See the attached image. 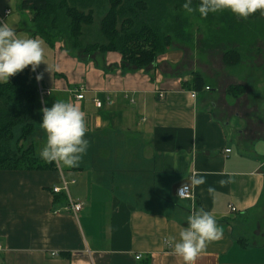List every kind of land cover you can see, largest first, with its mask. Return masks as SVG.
<instances>
[{
    "label": "crops",
    "instance_id": "0c3cea01",
    "mask_svg": "<svg viewBox=\"0 0 264 264\" xmlns=\"http://www.w3.org/2000/svg\"><path fill=\"white\" fill-rule=\"evenodd\" d=\"M21 1L0 0V16L11 11L0 23L41 41L45 64L34 73L50 95L36 129L43 133L42 108L74 103L88 149L74 168L0 171V264H183L168 238H178L197 209L215 217L221 237L194 264H264V108L247 99L253 90L238 98L227 88L194 91L192 72L174 70L185 56L179 48L142 70L126 69L117 52L81 58L36 34ZM79 88L83 100L74 96ZM20 135L21 128L14 148ZM28 140L20 145L35 150ZM194 175L204 183L178 198Z\"/></svg>",
    "mask_w": 264,
    "mask_h": 264
},
{
    "label": "trees",
    "instance_id": "16d2710c",
    "mask_svg": "<svg viewBox=\"0 0 264 264\" xmlns=\"http://www.w3.org/2000/svg\"><path fill=\"white\" fill-rule=\"evenodd\" d=\"M186 0H22L20 9L32 14L31 22L36 34L50 45L52 30L68 34L69 38L82 35L83 28L93 22L94 10L103 11L100 34L105 42L93 44L90 50L105 54L117 52L122 56L128 70H142L156 64L159 56L166 53L172 44V34L178 40L184 38L180 29L182 20L175 16L174 28L165 26L170 9H182ZM200 0H191L196 8ZM259 12L249 16L256 18ZM226 19H230L226 15ZM50 22V23H48ZM48 27V28H47ZM51 29V30H50ZM64 39H59L63 41ZM65 43V42H64ZM71 48H84L80 43H72ZM22 70L7 83H0V171L47 170L54 163L45 162L35 156L34 147L25 143L36 130V113L42 98L34 71ZM187 86V85H186ZM206 88L204 77L193 73L191 89L201 92ZM210 88V86H208ZM243 88H230V95L238 98ZM19 126L21 135L14 141V129Z\"/></svg>",
    "mask_w": 264,
    "mask_h": 264
},
{
    "label": "rangeland",
    "instance_id": "374dc122",
    "mask_svg": "<svg viewBox=\"0 0 264 264\" xmlns=\"http://www.w3.org/2000/svg\"><path fill=\"white\" fill-rule=\"evenodd\" d=\"M196 8H193L191 14L183 8L170 9L167 20L162 21L163 25L174 28L175 16L182 20L180 29L184 30V38L178 40L173 33L172 44L168 49L172 51L179 48L185 54L183 62L174 70H185V72H192L190 73L192 75L195 72L200 73L207 79V84L213 88L212 93L216 92L217 88L223 90L227 88L228 94H230V88H243V95H246L250 87L253 93H249L247 99L251 101V104L255 100L264 108V15L240 19L228 11H220L201 18ZM26 13L29 14V12ZM227 14L230 19L227 18L225 21ZM102 16L103 11L95 9L94 20L83 28L82 35L69 38L68 34L62 35L52 30L49 33L50 40L55 44L59 42V39H64L65 47L71 53L81 58L95 56L98 61H101L102 52L91 51L89 48L93 44L102 45L105 42L100 34ZM245 34L250 35L249 38L253 41L246 40ZM74 42L81 43L84 48H71ZM250 75L253 76L249 78ZM226 101L232 102L229 98H226ZM38 131L37 128L28 140L34 143L37 156L45 140L44 134ZM19 134L20 128L17 126L14 129V135L18 137Z\"/></svg>",
    "mask_w": 264,
    "mask_h": 264
},
{
    "label": "clouds",
    "instance_id": "9594fccd",
    "mask_svg": "<svg viewBox=\"0 0 264 264\" xmlns=\"http://www.w3.org/2000/svg\"><path fill=\"white\" fill-rule=\"evenodd\" d=\"M190 4L191 0H186L182 5L189 14L193 12ZM220 11H228L240 19H247L257 12L264 15V0H200L196 8L201 18ZM43 56L39 39L22 36L8 23H0V83H7L10 76L29 66L30 71H35L38 65L44 63ZM36 79L39 80L40 76ZM40 111L39 128L45 137L38 153L40 159L59 163L66 168L78 166L88 149L84 113L76 104L65 100H57ZM203 183L204 179L199 175L190 177L189 182L180 189L179 196L183 195L189 184L198 186ZM220 183L224 184L225 181ZM208 191L211 193L214 189L210 187ZM220 237L221 229L215 217L210 212L197 209L188 215L186 226L181 228L178 238L169 237L168 243L172 253L183 264H194L206 244Z\"/></svg>",
    "mask_w": 264,
    "mask_h": 264
},
{
    "label": "built area",
    "instance_id": "2783aa9c",
    "mask_svg": "<svg viewBox=\"0 0 264 264\" xmlns=\"http://www.w3.org/2000/svg\"><path fill=\"white\" fill-rule=\"evenodd\" d=\"M10 14H11V11L10 10H5L4 11V15L2 17L0 16V21L2 22L3 19L6 16H9ZM38 89H39V93H40L41 97L47 96L50 93V92H47L46 90H44L42 87H39ZM205 90H209V88L206 87ZM73 93H74V96H75V98L77 100H83L84 99L85 90L83 88L76 89ZM159 96L161 98H163L164 97V94L160 92V95ZM191 96H192V98L195 99L196 96H197V93L196 92H192L191 93ZM95 104L99 108L102 106V102L99 101V100H96L95 101ZM226 152H230V150H227ZM182 187H180V188H178L176 190L177 197L180 198V199H183V200L192 198L193 197V189H192V187L190 185L188 186L187 190L183 193V195L179 196V191H180V189ZM60 190L62 191V190H65V189H61V188L55 187L53 189V192L54 193H58V192H60ZM81 208H82V205L81 204H74V205H72L71 210L73 212H79L81 210ZM230 210H231V212H234L235 211V208L234 207H230ZM140 258H141V256H138L137 257V259H140Z\"/></svg>",
    "mask_w": 264,
    "mask_h": 264
}]
</instances>
